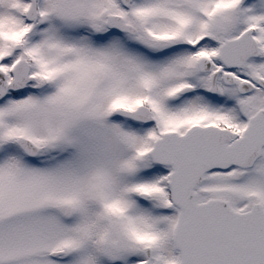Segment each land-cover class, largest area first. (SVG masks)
I'll return each mask as SVG.
<instances>
[{"label": "snow or ice", "instance_id": "6c2138e0", "mask_svg": "<svg viewBox=\"0 0 264 264\" xmlns=\"http://www.w3.org/2000/svg\"><path fill=\"white\" fill-rule=\"evenodd\" d=\"M0 264H264V0H0Z\"/></svg>", "mask_w": 264, "mask_h": 264}]
</instances>
